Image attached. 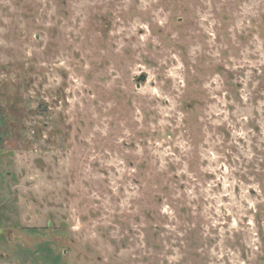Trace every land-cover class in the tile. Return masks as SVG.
Segmentation results:
<instances>
[{"label":"rangeland","instance_id":"obj_1","mask_svg":"<svg viewBox=\"0 0 264 264\" xmlns=\"http://www.w3.org/2000/svg\"><path fill=\"white\" fill-rule=\"evenodd\" d=\"M0 264H264V0H0Z\"/></svg>","mask_w":264,"mask_h":264},{"label":"water","instance_id":"obj_2","mask_svg":"<svg viewBox=\"0 0 264 264\" xmlns=\"http://www.w3.org/2000/svg\"><path fill=\"white\" fill-rule=\"evenodd\" d=\"M141 79H143L144 77L142 76V77H140Z\"/></svg>","mask_w":264,"mask_h":264}]
</instances>
